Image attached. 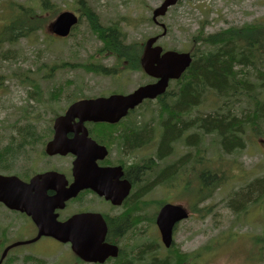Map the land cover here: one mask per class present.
I'll use <instances>...</instances> for the list:
<instances>
[{"label": "trees", "instance_id": "16d2710c", "mask_svg": "<svg viewBox=\"0 0 264 264\" xmlns=\"http://www.w3.org/2000/svg\"><path fill=\"white\" fill-rule=\"evenodd\" d=\"M74 1L80 6L81 16L86 18L89 30L100 41L101 46L97 50V56L99 58L112 57L115 60V64L107 69L141 71L142 44L125 43L123 40L126 39V33L121 30L118 24L113 23L104 26L94 8L89 4L86 5L84 0ZM1 5L2 7L8 6L12 11L10 16L5 18L4 25L0 30V61L17 64L20 60L19 54L4 51V47L18 45L20 40L43 32L60 11L55 9L56 4L52 3L51 0H26L24 2L7 0L6 4L1 3ZM2 7L0 6V9ZM263 30L264 18L260 19L259 23L245 24L242 28H231L214 34H206L204 30H200L198 35L193 36V40L199 45L193 51L194 60L184 75L185 79L176 84L163 101L160 100L159 103L149 109V106H145L144 108L150 111L149 115H144L141 120L133 122L132 128L134 130L123 133L127 148H151V146L154 148L153 153H150V159H146L143 165L133 166L131 171L136 179L141 181L145 179L144 181L147 183L144 188L139 187V197L148 195L158 185L166 186L179 176H176L179 163L172 166V159L166 162L164 160L173 154V145L179 142L182 132L184 135L195 129V134L187 139L189 142L191 138H195L199 142L197 136H202L203 138L200 140H203L204 136L214 135L215 145L222 146L224 152L228 153L235 148L234 152L242 154L243 150L247 149L250 144L248 136L244 135L243 130L245 125L249 124L254 135H262L251 136L253 137L251 145L258 147L261 139L264 138L262 131L264 114L256 116L262 108L260 107L262 103L258 99L255 101L256 106L253 97L250 96L263 94L264 89V52L259 43ZM238 44L242 45L240 50ZM212 48L215 49L212 50ZM46 49L48 50V47ZM98 63L99 61L90 64L59 63L53 67L50 65H45V67L52 68L51 70L55 71L54 74L63 68H81L87 72L99 73L106 68ZM241 66L243 68L238 71ZM250 68L259 81L257 85H253V90L247 88ZM5 77L9 78L7 75ZM5 77L0 74V88H3L2 80ZM24 82L22 83L24 84ZM38 85L39 88L36 93L38 105L39 102L45 106L58 102L57 99L63 93L62 85L54 86L53 90L49 91L46 96L42 92L40 83ZM255 87L256 90H254ZM244 90H247L246 96L254 104L253 113L244 119L237 116L231 117V113H229L231 108L228 109L226 102L230 100L231 106H233L236 103V97H239L241 93L243 94ZM211 94L216 96L215 114H197L192 117L189 110L203 105ZM30 99H33L31 95ZM55 113H57L56 110ZM239 121L241 124L238 125V128L233 129L235 122ZM113 129L112 126L107 125L101 128V133L103 136H115L116 132ZM32 132L30 124H26L22 128L21 136H31ZM181 139H184V136ZM231 144L234 145L231 147ZM204 153V148L199 147L197 156L199 154L201 156L196 162L198 166L204 165L202 161ZM173 156L174 154L171 157ZM16 158L17 152L13 148H0V167L12 164ZM196 179L200 184L194 185L193 182H189L186 190L188 196L199 197L202 200L213 197L217 191L221 190L222 186L226 185L227 181L218 170L204 168L198 172ZM231 198L235 199L229 205L237 214L236 221L240 222L242 217L248 213L249 205L245 204L246 202L253 200V205L264 204V177L252 182L243 192L235 193ZM262 236L252 239V243H256V241L258 243ZM262 242H264V238ZM201 253H198L199 256ZM187 259V256H181L178 260L171 262L168 260L156 261L155 264H183V261ZM123 264H129V262Z\"/></svg>", "mask_w": 264, "mask_h": 264}, {"label": "rangeland", "instance_id": "374dc122", "mask_svg": "<svg viewBox=\"0 0 264 264\" xmlns=\"http://www.w3.org/2000/svg\"><path fill=\"white\" fill-rule=\"evenodd\" d=\"M17 1L24 2L26 0ZM84 1L95 9V13L100 16V21L104 26L113 23L118 24L121 30L126 33V39L123 41L127 44L134 42L142 43L146 38L158 34L159 32V29L151 24L150 20L152 11L158 7L163 0ZM6 2L7 0H0V6L2 7L1 3L6 4ZM51 2L56 4L55 9L58 11L78 10V6H76L74 0H51ZM11 11L12 10H10L8 6H3L0 9V30L2 29L4 19L10 16ZM262 18H264V0H186L182 1L176 8L171 9L169 14L164 18L163 23L169 26L171 30L160 43L167 49L177 48L188 50L191 47L188 38L191 34L196 33L202 26L205 27L206 32H214L220 29H225L230 25L243 26L245 24L259 23ZM43 36L45 37V34L39 32L28 40L21 41L18 45L4 47V51L21 53L20 61H24L20 64L0 61V74H4L5 70H8V72L10 71L13 74L18 72V69H32L34 70L32 76L40 77L45 71H48L45 65H56L59 63L90 64L95 63L96 61H99V63L105 67H111L114 64L113 58H99L97 56V50L101 44L94 38L86 23L81 24L74 32V35H72L66 43L49 38L50 36L48 32H46L48 38L44 39ZM46 47H48V50ZM37 70L42 72L37 75ZM95 78L96 77L91 74L86 75L81 68H77L76 70L62 69L54 74L53 81L45 83L41 80L40 83L42 85L44 96H46L49 91L53 90L54 86L62 85V87L67 88L68 85L70 86V81H74L78 84L81 83L82 80H85L86 82L97 84L96 86H99L101 89L109 88L110 84H112L109 80ZM130 78H133L132 81L134 87L135 84L140 81V75L138 74H133ZM248 79L249 82L247 88L253 90L251 84L257 85L259 81L254 73L248 76ZM2 82L4 83L3 90L0 89V124L4 122L9 126L14 123L17 130L24 128L27 123L22 117L27 111L31 112V109L28 108L24 113L19 108L21 106H28V104H36V102L28 99V89L21 86L19 82H7L6 77ZM120 88L121 83L118 82L117 90H120ZM97 90L99 89H95V91ZM243 93L244 94L240 97L241 106L239 103L233 108V110H231V117L236 115L238 118L244 119L250 113H253L252 109L254 108V104L247 98V90H244ZM215 98L216 96L211 94L208 97L206 104L204 103L194 111V115H214L216 108ZM258 98L262 103V108L256 116L264 114V89L263 94H260ZM61 105V102L55 104L54 109ZM239 124H241L240 121L235 122L233 129L238 128ZM243 130L245 133L244 135L248 136L247 138L249 139L250 144L242 154H227L222 148L223 152L220 151V148L215 145L214 135L204 136L203 140H200V138H203L202 136H197L199 138L198 144H196L197 140L195 138L190 139L191 145H189V151H192L195 146L197 148L202 146L205 150L202 161L206 164L202 169L214 170L221 168L223 165L222 162L228 163L232 166V177L227 174L226 176L229 178V183L224 185L221 190L217 191L213 197L205 200L200 206L197 205V209L206 207L212 208L209 215L200 218L199 214L192 212L191 219L179 227L176 234V245L177 249L181 250L182 254H189L201 247L207 246L210 239L217 235L219 236L225 231L231 230L234 217L230 212V205H227L228 198L235 191L246 187L255 179L264 177V155L261 150L251 145V142H253V137L251 136H254V133H252L249 124H246ZM262 131L264 133V124L262 125ZM9 132L10 130L7 129V133ZM233 145L234 144H231V147ZM200 156L201 154L196 157L194 151L184 157L181 161L185 162L186 166H190L191 164L196 163ZM145 157L146 154H137V156L134 157V161L141 162ZM200 168L201 166L199 169ZM183 176L185 180L186 177L190 178L191 174ZM193 183H197L196 178ZM175 189L176 194L170 195L167 193L168 187L163 186V188H159L153 192L147 199L154 202L162 201L165 197L177 199V196L183 189V183L180 179L175 184ZM173 192L174 190H170V193ZM180 197L176 201L183 203L186 207L192 210L191 201H189L190 196L185 193L183 195L184 199ZM260 207L261 205L250 207L248 210L249 213L243 218V221L246 223L257 219L254 223V229L246 223H237L233 227L235 229L233 231L249 230L253 234L261 235L264 231V212H261ZM261 213L262 215L259 217V214ZM23 236V233H14L13 240L22 239ZM251 239L252 237L248 233L230 232L221 234L214 241V250L211 253L204 254L200 257L197 264H256L253 261H257V257H252L253 261L250 260L249 257L252 253L246 250V244ZM248 246L252 245L248 244ZM35 248L36 246L33 249ZM218 251L225 252L217 256ZM212 254L213 257L209 258ZM50 261L52 260H49V262ZM258 264H264V251Z\"/></svg>", "mask_w": 264, "mask_h": 264}, {"label": "flooded vegetation", "instance_id": "af4514ba", "mask_svg": "<svg viewBox=\"0 0 264 264\" xmlns=\"http://www.w3.org/2000/svg\"><path fill=\"white\" fill-rule=\"evenodd\" d=\"M85 4L87 5L86 2ZM86 5H84V7H86ZM75 13L80 17L81 20L80 13H77V11H75ZM80 23L87 24V20H81ZM51 38L65 42L70 37L63 39L52 34ZM94 38L97 39L95 35ZM51 69L49 67L47 73L41 75L40 77H33L32 74L34 70H27L29 73V75L26 76L27 81L31 84L28 86L27 81L25 80V87H29L33 101L36 103L38 99V95L36 94L39 88L38 83L41 80L45 83H49L54 80L55 71ZM83 71L86 75L91 74L96 77L95 79L109 80L112 82V84H110L109 88L101 89L99 86H96L97 84H92L90 82H86L85 80H82L78 85H76L77 83L71 85L70 81V86H68L71 87V89L63 88V93L57 99L58 103H62V106H60L61 109L59 110L57 116L49 106H45L43 104L42 106H38V104H36L34 107H32L31 116L25 118L33 130L31 136H21L22 128L17 130L15 126L9 128V133H7V129H5L6 131L4 132L3 136H0L1 149L11 147L15 150V152H17V158L12 164L0 167V175L6 177H15V179H17L16 181L18 185L21 183L30 185L34 180L41 179L48 173H58L63 175L67 182V187H69L74 182L73 169L76 156L71 153H68L67 155H50L47 152L48 144L55 137L56 119L62 115H65L68 108L77 101L95 98H109L114 94L128 95L130 93V88L134 85L132 81L133 78H130L131 76L126 75V73L123 75L120 74L121 70L105 69L99 73L87 72L85 70ZM7 72L8 70H5V73L1 75L4 77L6 75H16L13 76L14 79L18 82L21 81L23 72L22 70H20L18 74H12L10 71L8 73ZM38 73L39 72L37 70V75ZM132 74H134V72ZM139 75L140 81H142H139L140 83L138 87L157 82V80L154 78L148 77L144 71L143 73H139ZM183 80L184 79L181 81ZM117 82L121 83L120 90H117ZM40 87H42V85ZM95 89L99 90L95 91ZM135 113V111L130 112L126 118L120 121V123L114 124L112 126L114 128L113 131L116 132L115 136L102 135L101 128L107 126L108 123H95L89 121L85 123V126L88 130V138L93 140L97 145L104 147L108 152L106 158L97 160L99 168L109 172L106 174V176L105 172H103L99 178V183L102 184L101 194H98L92 190H83L75 197L65 201L62 207H53L52 204L54 198L57 195V191L53 189L52 183L46 181L41 185V187L46 188L45 193H40V198H32V202L34 203L52 206L51 211H47L50 209V207L46 206L47 210H45V212L56 215V220L60 223H65L76 215H99L102 220L99 219L98 222H93L91 227H95L98 231V234L100 235L102 234V226H104L105 223L108 232L107 238L110 239V243H117L119 245V240L125 236L130 237L131 244L128 246L130 250V259L128 260L126 256L124 257L123 248L125 245H122L118 258L113 261L114 264H123L127 261L129 264L156 263V257L151 259V257L148 256L152 250V246L148 243H145L147 240L146 238L150 236V225H146L145 220L143 222L142 218H139L138 220H140V222L135 224V215L137 211L136 204L140 202V198L142 197H139L138 194H134L135 187L137 186V183H139V180L136 179L131 173L133 167L128 166V160L130 161V153L135 148H127L125 136H123L125 131L128 132L132 131V129L134 130L132 127ZM77 122L78 119L76 118L73 122H71L70 126L73 128ZM70 130L71 131L67 136L68 139H74L77 135L80 136V132H77L75 128ZM119 168H121L123 172L121 180L128 181L132 185V189L131 192L123 199L122 204L116 205L110 200V196L113 194V196L117 197L116 200H118V192L120 191L115 189V187L118 184L116 180H118ZM0 219H3V221H0L1 253L8 249L10 245L18 241L34 239L38 236L40 228H44V225H46V223L42 222L40 225H37L32 217L28 216L25 212L11 210L3 204H0ZM14 233H23L24 236L22 239L13 240ZM141 239L144 241L143 244L139 243V240ZM35 246L36 248L33 249ZM68 247L70 248L68 243H60L57 240L51 238V236H43L33 244L13 248L16 249L14 251L11 249L2 264H43L41 260H39V256H47L50 258L51 255L55 256V258L57 257L56 262L52 264L59 262V264H62ZM18 248L19 250L23 248L24 251H17ZM34 257H37L38 259L34 260ZM112 260V258H108L106 263L111 262ZM70 264L91 263H86L84 261L81 262L77 259H74Z\"/></svg>", "mask_w": 264, "mask_h": 264}, {"label": "water", "instance_id": "95a60500", "mask_svg": "<svg viewBox=\"0 0 264 264\" xmlns=\"http://www.w3.org/2000/svg\"><path fill=\"white\" fill-rule=\"evenodd\" d=\"M179 0H164L160 7L153 12V21L157 22V18L163 17L168 9L177 4ZM79 18L72 12L66 11L58 16L51 26V31L60 37H67L72 28L78 24ZM164 26V25H163ZM165 34V33H164ZM158 37L150 39L145 47L142 58V65L145 73L151 77L158 79L156 84L147 85L139 88L130 95H114L109 98H98L91 100H82L74 103L67 110L66 114L59 117L55 121V137L47 147L50 155H67L71 153L76 156L74 162V182L67 187L64 176L57 173H48L41 179L34 180L30 185H18L15 177L0 176V202L4 203L8 208L25 212L32 217L37 225L46 223L44 228H40L38 236L27 242H20L9 247L3 254L2 260L7 252L16 246L26 245L38 241L43 236H51L60 242H71L73 250L85 259L90 260L92 252L89 247L97 245L96 236H87L82 233L84 228L90 225V220L86 216L77 215L65 223H60L56 219V215L45 212L47 204L32 202L33 197H41L40 193H45L46 188L41 185L48 181L52 183L53 189L57 191V195L53 201V207H62L64 202L75 197L83 190H94L100 192L102 184L99 178L103 172L105 176L107 170L97 167V160L104 159L107 151L104 147L98 146L93 140L88 138V130L85 127L86 122L116 124L125 117L130 110L135 109L146 99H156L163 95L168 87L170 80H177L181 77L186 69L191 66V57L189 54L166 52L164 54L161 47L153 45ZM78 122L75 126H70L75 119ZM80 132V136L74 139H68L70 129ZM119 171V170H118ZM121 173L118 172V177ZM41 180V181H40ZM124 186V184H121ZM36 186V188H35ZM114 199V196H110ZM52 210V206H49ZM187 218V214L180 207L167 205L163 208L159 215V221L163 241L167 247L172 243V230L174 225ZM104 239L100 237V241ZM106 246V245H105ZM104 247L101 243L96 252L105 257L115 255L116 250L112 247ZM103 261V260H102Z\"/></svg>", "mask_w": 264, "mask_h": 264}]
</instances>
